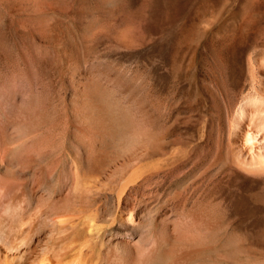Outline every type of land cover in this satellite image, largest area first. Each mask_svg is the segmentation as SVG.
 <instances>
[{
	"label": "rangeland",
	"instance_id": "rangeland-1",
	"mask_svg": "<svg viewBox=\"0 0 264 264\" xmlns=\"http://www.w3.org/2000/svg\"><path fill=\"white\" fill-rule=\"evenodd\" d=\"M144 1L0 0V107L8 116L31 106L19 57L52 62V111L8 159L34 172L31 208L67 194L76 168L70 215L99 220L106 238L129 230L131 216L144 231L162 220L171 228L175 217L201 223L191 264H264V169L240 166L264 155V0H222L196 20L189 8ZM81 92L110 124L100 145L90 136L84 149L75 125ZM51 121L55 154L47 157L41 140ZM108 251L106 241L95 245L97 261Z\"/></svg>",
	"mask_w": 264,
	"mask_h": 264
},
{
	"label": "bare ground",
	"instance_id": "bare-ground-1",
	"mask_svg": "<svg viewBox=\"0 0 264 264\" xmlns=\"http://www.w3.org/2000/svg\"><path fill=\"white\" fill-rule=\"evenodd\" d=\"M219 1L222 0H145L143 6L157 4L164 8L171 6L189 8L192 12L189 18L196 20L201 12L213 7V3ZM24 54L21 57L18 56L20 62H16L15 71L28 80L29 86L26 92L31 99V106L23 113V117H20L21 115L8 116L0 107V264H191L203 244L201 234H198L197 230L201 225L200 222L188 224L184 220L179 222L173 217L170 219L173 223L171 228L162 220L161 223H156L153 230L144 231L139 228L138 222L136 223L131 216L124 220L129 224H127L130 226L127 227L129 230L108 233L106 238L99 227V220L97 223L95 219L92 221L86 217L81 221H75L68 210L67 200L75 194L78 188L76 168L69 182L64 183V187L66 186L69 190L67 194L59 192L56 196L49 197L48 200H37L36 205L31 208L36 200L31 186L34 172L29 167L20 170L16 162L9 161L8 157L15 158L18 153H21L20 150L41 132L42 117L52 111L53 84L50 80L45 81V78L50 77L52 62L50 64L49 62L51 59L49 57L48 61L35 57L29 59ZM82 92L77 104V118H75L77 143L80 149L85 148L90 136L97 145H100V140L105 137L106 128L110 125L108 118L101 112L102 108L98 105L89 106L86 94ZM88 107L89 111L92 110L94 114V117L90 119L87 117ZM54 125L55 122L51 121L50 126L42 132L43 153L41 154L47 157L55 154L54 149H48L55 139ZM260 129L264 132V122ZM261 134L263 137L262 141H259L261 144L260 151H258L260 155H263L264 133ZM256 139L250 134L246 140L258 147L259 144L254 143ZM254 154L260 156L259 153ZM247 159L246 161L241 160L240 166H244L249 171L254 170V172L264 169V155L259 160L253 159L252 156L251 159ZM30 164L31 159L27 165L31 166ZM135 177L134 172L129 175L125 183L123 182L124 184H121L118 192L119 198L127 184L135 181ZM64 187H61L62 190L65 189ZM62 190L59 189V191ZM26 197L28 203L24 205L22 201ZM210 233L211 231L207 234L208 237ZM101 241H106L113 252L108 254L111 252L108 251L103 261L98 262L95 258L94 247ZM172 245V253L164 254L165 247ZM100 253L102 254V251L96 252V257L100 256ZM210 254L212 253L209 252L208 255ZM107 255L113 259H109Z\"/></svg>",
	"mask_w": 264,
	"mask_h": 264
}]
</instances>
